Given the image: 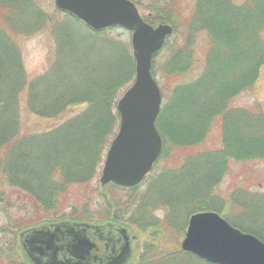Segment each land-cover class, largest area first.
Here are the masks:
<instances>
[{"label": "trees", "instance_id": "obj_1", "mask_svg": "<svg viewBox=\"0 0 264 264\" xmlns=\"http://www.w3.org/2000/svg\"><path fill=\"white\" fill-rule=\"evenodd\" d=\"M132 1L142 7L146 2ZM181 4L182 0H151L148 9L152 15L144 18L153 26L168 24L174 28L173 36L164 47L169 57L165 64L167 71H160L159 55L153 62L152 70L164 98L168 97L157 121L165 147L195 146L203 138L202 130L211 125L215 116L223 114V128L226 130L225 146L221 151L235 158L243 152V157L264 158V142H256L259 145L255 151L248 145L246 148L240 146L234 134L237 128H242L239 111L234 114L237 117L235 125L229 118L235 112L227 113L226 110L232 99L253 86L260 67L264 66V0H247L243 6H237L233 0H197L189 19L182 18ZM6 14L11 15L15 25L12 13L8 11ZM6 14L0 13L2 19L8 21ZM203 32L208 35L203 76L190 86L168 93L165 82H176L188 74L192 58L190 48L197 35ZM106 33L109 32L94 35L98 38ZM7 41L5 31L0 27V71L5 67L7 77H17L18 93H21L25 88V73L19 63L20 58L9 49ZM130 49L128 44L106 40L95 61L85 60L86 74L81 73L84 64L81 63L75 88H72L73 78H55L52 74L32 83L29 106L33 108L34 115L52 121L50 126L26 130L20 121L19 106L14 109V101L6 102L4 108H0V185L1 188L4 185V188L32 197L38 212V223L68 220L91 224L94 219L95 215H91L88 208H80V203L72 199L71 193L75 187L88 186L95 179L105 151L117 134L120 123L116 111L117 99L120 91L136 75ZM13 67L17 69L16 73L9 74ZM10 81L5 80L6 84ZM198 107L201 110L199 113L196 111ZM245 116L247 121L260 123L264 120L260 114L246 113ZM245 134L254 137L251 133ZM180 171L186 176L190 174V163ZM178 173L167 172L158 177L159 193H167L168 202L174 201L173 197L177 195L170 188L174 185L169 181ZM191 174L193 178V172ZM185 183L189 184V181ZM203 184L206 185L205 181ZM110 186L117 189L113 184ZM209 194L210 191H202L195 195H183L186 204L198 203L191 215L206 210L221 214L217 208H211L218 206V201ZM113 206L101 212L102 220L121 225L123 218ZM66 207H71L72 212H62Z\"/></svg>", "mask_w": 264, "mask_h": 264}, {"label": "rangeland", "instance_id": "obj_2", "mask_svg": "<svg viewBox=\"0 0 264 264\" xmlns=\"http://www.w3.org/2000/svg\"><path fill=\"white\" fill-rule=\"evenodd\" d=\"M233 1L237 6L247 3V0ZM196 3L197 0H182L180 8L183 19H189L193 15ZM149 6L151 0H146L145 6H139L144 18L152 15ZM8 11L15 18V25L10 18L11 15L6 14ZM1 12L6 14L8 21L2 19L3 16L0 15V27L9 40L6 42L9 49L20 58L19 63L25 73V88L23 92L18 93L17 77L13 75L7 77L6 68L3 67L0 71V108H4L6 102L14 101V109H18L19 106L20 121L26 130L34 131L52 123L34 115L33 108L28 103L32 83L39 78L48 74L55 78L60 76L65 79L73 78L72 88H75L78 80L76 74L81 71V63H84L81 73L86 74L85 60L95 61L108 39L130 45L133 56L131 31L118 27L106 33L107 35L96 38L95 33L82 23L59 12L55 0H0ZM207 43V33H199L189 51L192 58L189 60L191 68L188 74L176 82H165L168 93L200 80L206 66ZM160 54L158 64L162 69L160 71L165 73L167 71L165 64L169 60L168 51L165 49ZM16 71L17 69L13 67L9 74ZM6 79L11 80L9 84H6ZM134 82L135 78L120 91L116 107ZM56 94L55 92L53 96ZM7 98L9 100H6ZM167 98H164L163 106L168 102ZM226 110L227 113L235 112L229 117L235 125L237 117L234 114L239 111L238 117L242 128L240 127V130L237 128V132L235 130V137L238 138L240 146L246 148L248 145L255 151L259 145L256 142H264V120L260 123L255 122L256 120L247 121L245 115L251 113L264 117V66L260 67L253 86L232 99ZM116 111L118 112L117 109ZM196 111L199 113L201 110L198 107ZM223 119V114L215 116L211 125L202 130V142L195 146L165 147L164 151L168 148L166 155L161 157L156 169L137 188L117 186V189H114L110 186L112 184L102 185V171L110 144L95 179L88 186L73 189L72 199L80 203V208L83 210L88 208L89 213L95 215L90 221L93 225L108 224L103 222L105 219L102 220L101 212L117 203L113 209L115 207L119 216L123 218L121 226L127 229L131 238L133 237V256L129 264H209L185 253L182 249L191 213L195 212L194 207L198 205L186 204L183 199L185 193L195 195L202 191H210V197L218 201V206L211 208H217L216 210H219L226 220L229 219L236 228L253 234L264 242V158L243 157L244 152L240 153L241 156L238 158L223 153L221 150L225 146L226 130L223 128ZM247 132L254 137H247L245 134ZM187 163H190L193 178L190 177L191 173L186 176V173L180 171ZM177 171L179 173L174 181H169L174 185L170 188L177 195L173 197L174 201L168 202V194L159 193L158 177L167 172ZM186 180L189 184L185 183ZM1 187L0 185V264L14 262L30 264L20 245V235L23 231L40 225L37 222L38 212L34 199L19 191L4 188V185ZM62 212L67 214L72 212V208L66 207Z\"/></svg>", "mask_w": 264, "mask_h": 264}, {"label": "water", "instance_id": "obj_3", "mask_svg": "<svg viewBox=\"0 0 264 264\" xmlns=\"http://www.w3.org/2000/svg\"><path fill=\"white\" fill-rule=\"evenodd\" d=\"M56 7L96 32L115 27L133 32L136 80L118 103L120 129L107 153L101 183L135 187L163 153L156 126L163 96L152 65L173 28L146 23L130 0H56ZM20 241L34 264H128L133 253L127 230L114 224H43L22 233ZM182 249L211 264H264V242L216 212L190 218Z\"/></svg>", "mask_w": 264, "mask_h": 264}]
</instances>
